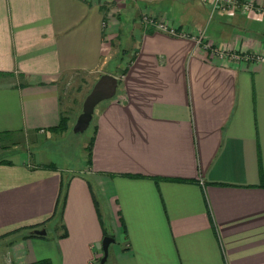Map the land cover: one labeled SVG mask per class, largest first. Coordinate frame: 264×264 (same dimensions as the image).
Listing matches in <instances>:
<instances>
[{
	"label": "crops",
	"instance_id": "obj_1",
	"mask_svg": "<svg viewBox=\"0 0 264 264\" xmlns=\"http://www.w3.org/2000/svg\"><path fill=\"white\" fill-rule=\"evenodd\" d=\"M252 1L214 12L211 37L198 0H0V143L50 139L63 117L69 128L72 78L87 85L80 105L101 74L118 78L85 167L0 144L2 264H92L106 235L104 264H264V0ZM130 2L220 53L140 26L119 75L112 9ZM252 53L263 60L232 57Z\"/></svg>",
	"mask_w": 264,
	"mask_h": 264
},
{
	"label": "rangeland",
	"instance_id": "obj_2",
	"mask_svg": "<svg viewBox=\"0 0 264 264\" xmlns=\"http://www.w3.org/2000/svg\"><path fill=\"white\" fill-rule=\"evenodd\" d=\"M201 4H209L211 5L212 0H198ZM238 1V0H236ZM122 2V0H119ZM240 2V1H238ZM241 2H251L252 9L255 8L253 5L252 0H242ZM137 3V2H136ZM121 5V4H120ZM260 10L259 8H257ZM113 10V20L116 23L115 25V36L112 39V51L113 57L112 61L109 63L111 70H114L119 75L124 71L128 62L130 61L134 49L137 44L136 40V32L140 26L146 27L145 20L150 17H155L164 21L165 18L160 16L156 17L152 12L149 11L148 8H140L139 4H135L134 2H130L128 7H121L119 5H115ZM227 10H237L234 8H228ZM162 11V10H161ZM216 12V11H215ZM173 14V12H171ZM214 13V12H213ZM211 13V9L209 14L205 12V14L200 15V29L205 26V33L209 34L211 37H214L215 30L219 25V20L215 17H211L213 15ZM223 13V12H220ZM171 15V14H170ZM211 15V16H210ZM198 27V26H197ZM220 51V50H219ZM90 77H84L86 84L90 82ZM87 85L81 84L76 79L72 78L67 82L65 85V92H66V100H68L69 109H68V117L70 118L69 121V128L64 132H57L54 133L47 139L45 135H39L34 138L26 137V136H18L13 137L11 140H3L0 144L6 145L10 144L11 141L15 140L16 148L22 152L32 151L37 148H45L47 151H53L56 155L60 157L74 167L81 169L85 167V159H87L88 155V142L91 136V124L92 120L88 126V128L83 133H73L72 127L73 124L81 111V94L86 92L85 89ZM84 99V98H83ZM65 100V101H66ZM97 108V107H95ZM96 109H94V112ZM56 134V135H55ZM32 139V142H31ZM33 139L35 140L33 142ZM49 153V152H48ZM2 157V156H1ZM4 248L0 246V264L4 262Z\"/></svg>",
	"mask_w": 264,
	"mask_h": 264
},
{
	"label": "water",
	"instance_id": "obj_3",
	"mask_svg": "<svg viewBox=\"0 0 264 264\" xmlns=\"http://www.w3.org/2000/svg\"><path fill=\"white\" fill-rule=\"evenodd\" d=\"M117 87L118 78L112 74L103 73L97 78L82 101L81 111L72 127L73 133H83L88 128L92 120L95 107L103 101L112 99L116 95ZM30 233L43 236L46 234V231L44 228H40L33 229ZM113 242L114 239L111 236L106 235L102 238V256L99 260V264L105 263L108 255V247Z\"/></svg>",
	"mask_w": 264,
	"mask_h": 264
},
{
	"label": "built area",
	"instance_id": "obj_4",
	"mask_svg": "<svg viewBox=\"0 0 264 264\" xmlns=\"http://www.w3.org/2000/svg\"><path fill=\"white\" fill-rule=\"evenodd\" d=\"M228 8L239 9L242 12H249L252 9L251 2H238L236 0H212L210 9L211 13L213 12H225ZM211 16V15H210ZM146 27L153 26L157 30L164 31L169 35L178 36V37H189L196 41L197 44L203 42L204 48L211 50L213 53H220L217 47H214L211 42L207 41L204 37V33H192L190 34L188 31L185 30H177L174 26H169L166 21H161L155 17H150L145 20ZM232 57L235 59H244V60H258L262 61L263 57L256 55V54H246L243 56H239L237 54H232ZM92 264H99V261L93 262Z\"/></svg>",
	"mask_w": 264,
	"mask_h": 264
},
{
	"label": "trees",
	"instance_id": "obj_5",
	"mask_svg": "<svg viewBox=\"0 0 264 264\" xmlns=\"http://www.w3.org/2000/svg\"><path fill=\"white\" fill-rule=\"evenodd\" d=\"M125 71V70H124ZM124 71L122 73H124ZM68 128V118L67 117H63L60 121V123L54 127V128H51L50 131L51 132H54V133H57V132H64L66 131ZM28 235L30 236H35L34 234L28 232ZM31 264H50L48 260H40V261H37V262H34V263H31Z\"/></svg>",
	"mask_w": 264,
	"mask_h": 264
}]
</instances>
